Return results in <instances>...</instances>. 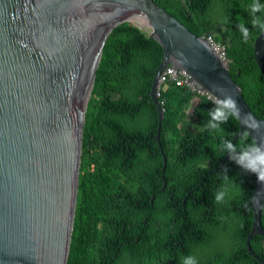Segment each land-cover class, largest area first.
<instances>
[{
	"label": "trees",
	"instance_id": "16d2710c",
	"mask_svg": "<svg viewBox=\"0 0 264 264\" xmlns=\"http://www.w3.org/2000/svg\"><path fill=\"white\" fill-rule=\"evenodd\" d=\"M155 1L193 34H211L223 45L243 99L264 118V78L252 58L259 27L251 25L257 17L264 21V11L251 13L254 0ZM161 56L158 41L129 21L105 37L84 112L65 264H182L187 256L196 264H263L244 244L256 176L221 148L237 131V120L218 124L222 133L204 128L214 100L167 79L157 96L159 144L154 138L157 114L149 87ZM243 133L232 143L238 151ZM243 143L253 141L248 136ZM224 190L217 202L215 194ZM260 225L264 229V190ZM263 239L249 238L262 259Z\"/></svg>",
	"mask_w": 264,
	"mask_h": 264
},
{
	"label": "water",
	"instance_id": "95a60500",
	"mask_svg": "<svg viewBox=\"0 0 264 264\" xmlns=\"http://www.w3.org/2000/svg\"><path fill=\"white\" fill-rule=\"evenodd\" d=\"M133 11L143 14L150 26L147 35L162 47L149 87L157 114V144L162 109L156 86L165 65L183 69L193 90L214 101L226 95L235 99L240 116L231 143L243 131L257 145L264 139V118L243 99L227 61L155 0H0V264L66 263L94 70L107 33ZM252 58L264 78L260 28L252 41ZM81 85L84 98L76 105ZM244 121L256 122L259 131ZM263 190L255 178L244 244L247 253L264 264L249 246L253 234L264 238Z\"/></svg>",
	"mask_w": 264,
	"mask_h": 264
},
{
	"label": "clouds",
	"instance_id": "9594fccd",
	"mask_svg": "<svg viewBox=\"0 0 264 264\" xmlns=\"http://www.w3.org/2000/svg\"><path fill=\"white\" fill-rule=\"evenodd\" d=\"M250 11L253 14L262 12L264 11V5L258 3V0H254L250 5ZM251 25L253 27H259L261 31H264V21L259 17L252 19ZM237 27L239 31L247 37L249 32L248 28L242 23L238 24ZM216 91L220 93L225 92L223 88H217ZM214 105L215 107L207 112V115L211 117V120L204 126V128L211 127L222 133L223 130L218 127V124L227 123L230 118H239L240 112L237 108L235 99L229 95H226L224 99H215ZM248 119L250 120L251 117ZM244 123L248 128H251L254 131H259L260 129V125L256 122L249 124L247 121H244ZM247 138L248 132L245 131L239 145V151L237 150V146L233 145L230 140L222 141L221 148L229 152L230 160L234 161L236 165L242 168L245 172L254 174L257 181L264 186V139H262L259 145L256 143L244 144L243 141L247 140ZM225 179L227 180L228 177L225 176ZM226 191L227 190L216 193L215 200L217 202L224 200ZM240 194H242V189H240ZM182 264H196V260L193 256H187L183 258Z\"/></svg>",
	"mask_w": 264,
	"mask_h": 264
},
{
	"label": "built area",
	"instance_id": "2783aa9c",
	"mask_svg": "<svg viewBox=\"0 0 264 264\" xmlns=\"http://www.w3.org/2000/svg\"><path fill=\"white\" fill-rule=\"evenodd\" d=\"M201 37H204L206 39V41L208 42V44L211 46V48L215 52H217V54L220 57L224 58L227 61V57L225 56V52H224V47H223V45L220 42L214 40L212 38L211 34H202ZM188 77L189 76L184 72L183 69L174 68L171 65H165V67L160 71L159 76L157 78L156 96L159 95V90H160L161 84L167 79L173 80L175 82V84L186 85L191 90H193L192 83L188 79ZM193 91H196V92H199V93H205V92H200V91H197V90H193ZM206 96L207 97H211L208 94H206Z\"/></svg>",
	"mask_w": 264,
	"mask_h": 264
},
{
	"label": "bare ground",
	"instance_id": "6f19581e",
	"mask_svg": "<svg viewBox=\"0 0 264 264\" xmlns=\"http://www.w3.org/2000/svg\"><path fill=\"white\" fill-rule=\"evenodd\" d=\"M123 16H124V14H123ZM124 17L127 20L132 21L133 24H135L138 28H145L148 31L150 30V26L148 25L145 17L143 16V14L141 12L133 11V12L127 13ZM94 56H95V53L93 52L91 60H90L91 61L90 67L92 66V64L94 62ZM84 85H81L79 87V89H77V94H76V98H75V104L76 105H77V100L82 101L84 98V91H85ZM87 91L88 90H86V92H85V96L87 94Z\"/></svg>",
	"mask_w": 264,
	"mask_h": 264
},
{
	"label": "rangeland",
	"instance_id": "374dc122",
	"mask_svg": "<svg viewBox=\"0 0 264 264\" xmlns=\"http://www.w3.org/2000/svg\"><path fill=\"white\" fill-rule=\"evenodd\" d=\"M127 21H129V20H127ZM129 22L133 23L132 21H129ZM139 29H141L146 34L148 33V30H146L145 28H139ZM193 102H194V99L191 100V103H190L189 107L187 108V112L190 111V107H191V105H192Z\"/></svg>",
	"mask_w": 264,
	"mask_h": 264
},
{
	"label": "flooded vegetation",
	"instance_id": "af4514ba",
	"mask_svg": "<svg viewBox=\"0 0 264 264\" xmlns=\"http://www.w3.org/2000/svg\"><path fill=\"white\" fill-rule=\"evenodd\" d=\"M264 240V239H263Z\"/></svg>",
	"mask_w": 264,
	"mask_h": 264
}]
</instances>
